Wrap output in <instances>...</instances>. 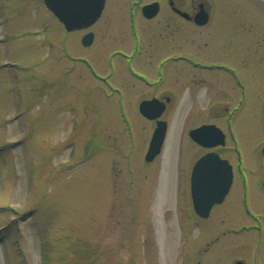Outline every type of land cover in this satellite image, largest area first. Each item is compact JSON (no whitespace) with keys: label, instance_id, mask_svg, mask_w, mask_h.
Masks as SVG:
<instances>
[{"label":"rangeland","instance_id":"1","mask_svg":"<svg viewBox=\"0 0 264 264\" xmlns=\"http://www.w3.org/2000/svg\"><path fill=\"white\" fill-rule=\"evenodd\" d=\"M109 1L87 47L85 31H67L43 0H0V264H264V222L257 237L231 205L240 186L199 222L186 180L205 152L189 131L207 120L210 97L237 102L234 74L250 101L249 120L235 127L250 165L246 141H264V0H203L207 26L155 39L161 57L186 51L189 60L166 66L170 129L153 162L145 154L155 125L138 98L105 97L93 74L109 71L119 35L117 16L102 28ZM256 189L249 178L251 208L264 204Z\"/></svg>","mask_w":264,"mask_h":264},{"label":"flooded vegetation","instance_id":"2","mask_svg":"<svg viewBox=\"0 0 264 264\" xmlns=\"http://www.w3.org/2000/svg\"><path fill=\"white\" fill-rule=\"evenodd\" d=\"M108 2L110 1L106 0L102 14L94 24L90 27L74 30L72 32L85 31L82 39L84 35L93 32V44L97 36L95 26L103 19V17H105ZM153 2L159 3V12L154 17L147 18V16L143 13V7ZM199 2V0H164V3L161 0H152L149 2H145L144 0H114L113 5H111V7L114 8L110 10L112 15L107 16L106 23L102 27L104 33L107 34L113 27L111 22H114V19H111L110 17H119V24L114 26L116 29L115 32L119 33V35L117 34L116 36L117 40L113 46L115 50L107 57V61L105 60L109 71L99 75L92 69L93 65L85 60V62L90 66L92 72L94 71V76L101 80V90L105 97L112 98L116 95L123 98L127 96L126 93H133L138 98L137 104L139 111L140 104L145 100L157 98L159 101L163 102V114L160 119H163L168 123L167 135L169 133L170 125L166 114H168L171 110L173 97L170 95V91L167 90L168 88L165 85V80L168 78V71H170V67L167 68L166 66L170 65L175 60L188 62L189 58L186 56V51L185 54H180L179 56L161 57L160 55L164 51L163 46H161V42L163 40L155 39L165 38L164 34L168 31L169 33L167 34V37H173L178 34H180V36L183 35L184 37L187 34V24L190 23L193 25L194 22L193 20L185 18V16L181 15L173 7H176L181 11L194 14ZM163 7H166V15L161 16ZM143 21L148 23L146 25L147 29L144 28L146 24L145 22L144 26L140 25V22ZM193 26L196 29L202 28L198 25ZM143 36H146L148 39L147 42L143 40ZM116 75L121 77V82L115 81L114 76ZM234 77L240 87V96L237 102L234 103V100H230L227 101V104L221 105V103L224 102H221L218 96H216V99L214 97H210L208 101L213 105L211 108L206 107L205 109V111L208 112V114H206L207 120L195 126L200 127L204 124H214L218 126L225 134V142L213 147H205L197 143L205 149V152L201 154L193 164L194 166L199 159L206 156L208 153L218 155L222 159L227 160L232 167V185L223 201L215 203L206 217L198 214L197 212L196 215L200 220L199 222L208 220L216 211L215 209L218 208V206L223 208L224 205L228 203L227 201L231 198L234 187L240 186L239 192L232 195L233 200L231 205L239 204L242 207L244 214L251 221L245 229L255 231L257 233V237H262L264 204H262L263 201L258 203L260 201L258 200L256 204H253V208H251L249 205L248 182L249 178H253L259 189H256V200L260 198V195L261 197H264V141H258L257 145L250 146V144L245 140L248 153L253 149L255 154L253 157V165H250V162L246 160L247 158L241 148L240 137H237L235 133V127H237V125H245L249 120L251 112V107L249 106L250 101L245 81L241 78L239 79V76L236 74H234ZM247 108L249 109L247 110ZM222 117L225 118L223 121L225 125L218 122V120ZM238 117H241L239 118L240 120ZM151 121L154 122L155 130L157 120ZM193 166L190 170V174L188 176L186 175L192 204L193 200L191 187ZM263 240H259L260 244ZM257 258L258 257H255L254 260H252L253 264H259ZM238 261L243 262V264H247L246 259H237L234 264Z\"/></svg>","mask_w":264,"mask_h":264},{"label":"water","instance_id":"3","mask_svg":"<svg viewBox=\"0 0 264 264\" xmlns=\"http://www.w3.org/2000/svg\"><path fill=\"white\" fill-rule=\"evenodd\" d=\"M106 0H44L46 6L64 24L67 31L90 27L102 14ZM159 10V3L153 2L143 7L147 17H153ZM184 15H186L184 13ZM208 13L203 10L196 17L201 23H207ZM93 32L84 35L82 43L85 46L92 44ZM163 102L157 98L145 100L140 104V112L146 118L157 120L156 128L149 142L145 155L147 162H152L162 152L167 136L168 123L160 119L163 113ZM191 138L205 147H213L225 142V134L214 124H204L189 132ZM233 180L232 167L227 160L218 155L208 153L199 159L192 171L191 194L195 211L207 216L215 203H220L229 192ZM236 264H243L238 261Z\"/></svg>","mask_w":264,"mask_h":264},{"label":"bare ground","instance_id":"4","mask_svg":"<svg viewBox=\"0 0 264 264\" xmlns=\"http://www.w3.org/2000/svg\"><path fill=\"white\" fill-rule=\"evenodd\" d=\"M175 10H177L181 15H183V16H185V18H188V19H190V20H193V22H194V24L193 25H198V26H200V27H205V26H207V24H209V22H210V18H211V11H209V9H208V7H207V5H206V3L203 1V0H200V2L198 3V5H197V7H196V11H195V13L194 14H190V13H188V12H186V11H181V10H179V9H177L176 7H173ZM203 10H205L207 13H208V15H209V19H208V21H207V23H205V24H201V23H199L197 20H196V17L199 15V13H201ZM158 12H159V10H158ZM158 12L156 13V15L158 14ZM184 13L186 14V15H184ZM145 15V14H144ZM146 16V15H145ZM154 17V16H153ZM147 18H152V17H147ZM163 114V113H162ZM162 114H161V116H162ZM163 120V119H162ZM170 127V126H169ZM167 137V136H166ZM163 147H164V145H163ZM162 151H163V149H162ZM161 154V153H160ZM159 154V155H160ZM158 155V156H159ZM157 156V157H158ZM156 157V158H157ZM155 158V159H156Z\"/></svg>","mask_w":264,"mask_h":264}]
</instances>
